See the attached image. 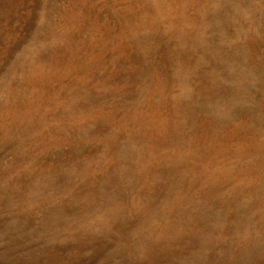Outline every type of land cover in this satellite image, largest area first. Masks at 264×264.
Segmentation results:
<instances>
[{
    "label": "rangeland",
    "instance_id": "rangeland-1",
    "mask_svg": "<svg viewBox=\"0 0 264 264\" xmlns=\"http://www.w3.org/2000/svg\"><path fill=\"white\" fill-rule=\"evenodd\" d=\"M263 244L264 0H0V264Z\"/></svg>",
    "mask_w": 264,
    "mask_h": 264
},
{
    "label": "crops",
    "instance_id": "crops-1",
    "mask_svg": "<svg viewBox=\"0 0 264 264\" xmlns=\"http://www.w3.org/2000/svg\"><path fill=\"white\" fill-rule=\"evenodd\" d=\"M244 264H264V247L262 252L249 254L247 257L245 256Z\"/></svg>",
    "mask_w": 264,
    "mask_h": 264
}]
</instances>
